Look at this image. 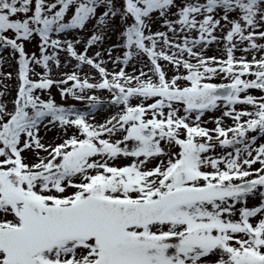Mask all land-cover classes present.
<instances>
[{
  "label": "snow or ice",
  "instance_id": "1",
  "mask_svg": "<svg viewBox=\"0 0 264 264\" xmlns=\"http://www.w3.org/2000/svg\"><path fill=\"white\" fill-rule=\"evenodd\" d=\"M11 62L0 264H264V0H0Z\"/></svg>",
  "mask_w": 264,
  "mask_h": 264
},
{
  "label": "rangeland",
  "instance_id": "2",
  "mask_svg": "<svg viewBox=\"0 0 264 264\" xmlns=\"http://www.w3.org/2000/svg\"><path fill=\"white\" fill-rule=\"evenodd\" d=\"M157 27L158 26L156 24L153 25V29L154 30H156ZM113 39H115V38L113 37ZM26 49L29 50V51H34V50H36V46H35V44H26ZM212 53L213 52L210 50L207 54L208 55H211ZM238 55H239V53H238ZM108 66H109V68L112 67L111 64H109ZM61 70L62 71H72L73 69H72L71 66H69V67H66V68L62 67ZM126 71H131V68L130 67L127 68ZM0 72H13V78L11 80L4 81V83L8 84V86H9V93H10V95H8L6 97V99H9L10 100V99H12V97L14 95L15 87H16L15 65H14V62H11L9 64L0 65ZM53 78L54 79H59L60 77L54 73L53 74ZM2 79L3 78L0 77V80H2ZM2 87H3V85L0 84V90H2ZM52 91H53V95H55L56 98L59 99V96L57 94V90H56L55 86L53 87ZM108 114L109 113L107 111L101 112L100 114L97 115V120H101L104 116H106ZM208 115H217V114L216 113H214V114L210 113ZM205 119H207V116L205 117ZM206 126L209 127V128H211L214 125L211 122H209ZM51 136H52V133H49V137H51ZM256 202H257V198H255V197L251 198L250 201H249L250 205H254Z\"/></svg>",
  "mask_w": 264,
  "mask_h": 264
},
{
  "label": "trees",
  "instance_id": "3",
  "mask_svg": "<svg viewBox=\"0 0 264 264\" xmlns=\"http://www.w3.org/2000/svg\"><path fill=\"white\" fill-rule=\"evenodd\" d=\"M156 25L159 27V25H158V24H156ZM158 27H157V28H158ZM212 49H214V47H212Z\"/></svg>",
  "mask_w": 264,
  "mask_h": 264
}]
</instances>
